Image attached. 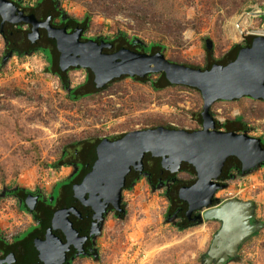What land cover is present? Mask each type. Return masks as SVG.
Masks as SVG:
<instances>
[{"label":"rangeland","instance_id":"obj_1","mask_svg":"<svg viewBox=\"0 0 264 264\" xmlns=\"http://www.w3.org/2000/svg\"><path fill=\"white\" fill-rule=\"evenodd\" d=\"M9 1L21 10L37 9L43 0ZM50 1L57 18L83 25V41L103 42L113 49V41L119 40L144 54L159 48L156 52L170 63L202 71L209 62L224 60L233 48H244L245 40L235 30L237 21L244 33L264 30V0ZM48 69L45 50L7 51V39L0 32V243L5 245L20 241L38 226L18 193L49 200L75 171L72 164H60L73 145L114 141L133 131L193 132L201 127L200 93L183 86L155 90L159 74L143 81L122 78L75 99L72 93L85 83L86 70H70L63 83ZM210 115L224 122L223 129L239 118L243 130L236 134L264 145V101H219ZM137 175L131 187L122 191L121 213L107 212L99 223L91 252L78 253L66 264L204 263L220 223L187 222L179 209L169 213L172 187L189 184L196 176L179 170L155 184L143 168ZM218 183L225 188L214 195V206L230 200L228 192L236 193L240 183L243 191L234 199L251 202L252 222L261 224L226 264H264V165L244 174L233 169L227 180ZM5 258L0 256V261Z\"/></svg>","mask_w":264,"mask_h":264},{"label":"water","instance_id":"obj_2","mask_svg":"<svg viewBox=\"0 0 264 264\" xmlns=\"http://www.w3.org/2000/svg\"><path fill=\"white\" fill-rule=\"evenodd\" d=\"M5 24L30 25L27 38L31 44L40 38L39 30H44L59 50V71L67 72L71 68L90 71L96 90L103 89L121 76L142 79L162 74L171 86L198 91L203 102L199 115L200 130L188 132L157 128L133 131L114 141L101 140L89 154L90 170L84 173L78 184L67 187L69 197L66 203L69 206L54 213L48 226H43L45 240L39 241L33 237L27 244L29 256L38 247L37 261L49 264V259L55 257L54 252L60 244L53 235L57 231H61L66 240L65 248L70 244L77 248V233L68 218L69 213L79 215L71 205L76 201L93 211L96 221L94 229L102 221L108 207L120 214L126 177L132 170L141 175L143 157L149 154L158 159V176L161 171L176 174L182 164L190 165L195 172V182L190 186H181L177 191L178 199L187 207L184 212L186 221L220 223L203 264H226L233 260L242 242L256 233L261 224L252 222L251 202L230 199L214 206L213 198L225 188L218 183L225 161L237 158L241 173H250L264 165V147L259 139L216 131L210 109L219 101L232 102L241 98L264 101V37H254L250 46L240 49L227 65L213 64L202 71L172 64L159 52L144 54L122 48L112 54H104L103 50L111 49L112 45L92 40L81 41L83 26L68 33L65 27L53 28L49 16L40 22L33 14L25 16L9 0H0L1 33ZM210 47L207 42L206 49ZM37 200L38 197L27 195L25 208L33 212ZM14 262V255L10 253L0 264Z\"/></svg>","mask_w":264,"mask_h":264},{"label":"trees","instance_id":"obj_3","mask_svg":"<svg viewBox=\"0 0 264 264\" xmlns=\"http://www.w3.org/2000/svg\"><path fill=\"white\" fill-rule=\"evenodd\" d=\"M42 3L44 4L45 9L38 11L39 14H42V16H44V17L46 16L47 13L55 14L53 6L51 5L52 2L50 0H43ZM33 15L35 16L36 14H33ZM54 17H55V15H54ZM19 26H20V28H16V29H14L13 26H10V25H6V27L4 26V28H3V33L7 39V51H16L17 50L20 53H22V52H29L30 50H32L34 48L45 50L47 55H48V63H49L48 71L53 73L54 75H56L59 78V80H61L63 83L67 82V74L70 70L80 69V68H71L67 72L59 71V69H58L59 50L56 49V47L54 45V41L52 39L51 40L48 39L47 37H45L43 35L41 39L40 38L38 39L37 43L31 44L27 38V36L29 34L28 30L23 31V30H21V26H24V25H19ZM252 39H253L252 37H247L245 39V46L243 49H246L250 46ZM122 44L123 43H121V41L114 40L113 41V49H105L104 53L105 54H112V53L117 52L118 50H120L124 47L127 49H130L132 51L138 52L136 49L130 47V45L128 43H124V45H122ZM240 49L241 48H233L227 54V56L224 57V60L219 61V62H213V61L209 62L205 69L210 68L213 64H219L222 66L227 65L228 63H230L234 60L237 52ZM156 51H159V48H151L149 50V54H154ZM138 53H140V52H138ZM141 53H143V52H141ZM207 56L209 58L211 57L209 52H207ZM86 72H87V79H86L85 83L83 85L77 87L72 93V96L75 99L76 98L77 99L84 98V97L95 94V93L102 90V89L101 90L94 89L93 84H92L93 74L88 70H86ZM122 78H127V76H121L120 78L114 80L113 82H115L119 79H122ZM133 79L137 80V81H143V79L138 78V77H134ZM168 87H171V85L166 81L165 77L162 74H159L156 82L154 83L153 88L155 90H163V89L168 88ZM199 115H198V122L201 125ZM239 123H240L239 118L236 119V121H234V122L227 123V125L224 126V132L239 133L241 130H243L241 124H239ZM123 136H120L115 140H118V139L122 138ZM100 141L101 140H95L93 142H83V143H79L77 145H73L72 147H70L71 149H69L67 151L68 155H66V157L63 158V160L60 162V164L63 165L66 163H69V164L76 163V161H74L75 159L73 158L75 156L76 159L80 163H84V164L87 163V166H89V163H90L89 154L91 153V150L97 144L100 143ZM111 141H113V140H111ZM263 147H264V145H263ZM142 162H143V173L149 174L152 182H154L156 184V182L158 180V177L156 175V166H157L158 159L152 158L149 154H146V155H144ZM233 169L240 171V162L238 161L237 158H233V157L228 158L224 163L222 173L219 177V180L220 181L227 180V178L229 177V172ZM89 170H90V166H89V169L86 170V172ZM180 170L181 171L185 170L189 174L196 176L194 170L188 164H182ZM169 176H172V175L169 173H165L164 171H161V176L159 179L165 180ZM137 177H138L137 173H135V171L132 170L126 177L124 189H129L131 187V185L135 182ZM80 180L78 181V183L80 182ZM194 182H195V179L193 181L189 182V184L188 183L183 184V185L176 184L172 187V189L169 193V198H170V203H171L170 211H169L170 215L174 214L177 209L181 210V214L184 215V212L186 211L187 207H186V204H184L182 201H180L178 199L177 191L181 186H190ZM27 195H29V194H23V192L18 193L19 198L22 199L23 206H24V200H25ZM36 212H37L36 214H38L39 216L42 214V217H44L45 219H51V217H52V214L49 212V210H45V209L44 210H42V209L38 210L37 209ZM33 237H36L35 234L32 236H27L24 240L17 241L11 245H5L3 243H0V256L4 257V256H7L8 254L12 253L14 255V257L16 258V264H26V262H28L30 260L33 263L34 262L36 263V255H37L36 248L34 249L35 252L32 254V256H29V250L27 248V244L31 241V239ZM22 245H23V247H22ZM25 245H26V247H25Z\"/></svg>","mask_w":264,"mask_h":264},{"label":"flooded vegetation","instance_id":"obj_4","mask_svg":"<svg viewBox=\"0 0 264 264\" xmlns=\"http://www.w3.org/2000/svg\"><path fill=\"white\" fill-rule=\"evenodd\" d=\"M35 8H37V9H34L33 7H30V8H27V9L24 8V9H21V10L18 9V10L22 11L25 16H28L30 14H36L35 18H36L37 21H40V22L44 21L47 18V16H49L50 25L53 28L65 27L68 33H72L73 31H75L77 28L80 27V25L77 26V25H75V24L73 25L72 23H69L67 21H62L60 16H59V18H57V16H56L57 12L55 10H54L55 14L47 13L45 17L42 16V14H38L39 13L38 11H41V10L45 9L44 8V4L41 3V2H39L37 7H35ZM54 15H55V17H54ZM55 20H58V21L56 22ZM6 25L7 24H5L4 26L6 27ZM4 26H3V28H4ZM30 27H31L30 25L27 26V28H28L27 30H28L29 33H30ZM39 33H40V39L42 38L43 35L45 37H47L46 32L44 30H39ZM48 39L51 40V38H48ZM37 41L35 43H37ZM81 41H83V39H81ZM104 50H103V53H104ZM73 158L75 159L74 161H76V163L73 162L74 164H72L75 167L74 173L70 177L69 181H67L64 184L59 185L58 187L55 188L54 193L52 194V196H51V198L49 200L43 199L39 194H33L32 195V196L38 197L35 210L32 212V213L35 214V216H36V218L38 220V226L35 229H33L32 231H30V233H28L21 240H24L27 236H32V235L35 234V236L37 237V239L39 241H44L45 240V235L42 232L43 226L45 224H47V226H48V223L52 219L54 213H56L58 210L65 209V208H67L69 206V204L66 203L67 199L69 197L68 194H67V187L69 185L78 184V181L83 177V175L86 172V170L89 169V166H87V163L86 164L80 163L76 159L75 156ZM164 172L168 173L167 171H164ZM135 173H137V171H135ZM156 175H157V173H156ZM160 176H161V173H160L159 176L157 175V177H158L157 182L158 181L162 182V180L159 179ZM23 194H28V193L23 192ZM21 203H22V199H21ZM71 205H72V207L75 208V210L79 214L78 216L75 215V214H71V213L68 214V218H69V220L71 222V226L77 233V238L79 240V244H77V248H75V246L72 245V244H70L67 248H65L64 246L66 244V240H65L62 232L61 231H57L53 235L56 238V240H58L60 242V244L57 246V249L54 252L55 257L49 259V261H48L49 264H66L69 260H71L72 257L77 255L78 253L89 254L91 252L93 238L98 233V227H99V226H97V228H95V229L93 228V225L96 224V221L94 219V213H93V211L91 210L90 207H84L83 204L80 201H76V202L72 203ZM37 209L38 210L39 209L49 210V212L52 214L51 219H45L44 217H42V214L40 216L38 214H36L37 213L36 212ZM110 211L115 212L111 207H108L106 209L105 214L107 212H110ZM115 214H116V212H115ZM22 247H23V245H22ZM25 247H26V245H25ZM37 248H36V253H37V255H36V263L35 262L33 263L29 259L30 261L26 262V264H45L44 262L37 261L38 260L37 259L38 258V253H39ZM14 261H15L14 264H16V258L15 257H14Z\"/></svg>","mask_w":264,"mask_h":264},{"label":"built area","instance_id":"obj_5","mask_svg":"<svg viewBox=\"0 0 264 264\" xmlns=\"http://www.w3.org/2000/svg\"><path fill=\"white\" fill-rule=\"evenodd\" d=\"M237 22L235 23L236 24L235 25V30L237 31L240 39L244 38V40H245L247 37H252V38H254V37H264V30H262V29L259 32H256L255 34L244 33V30L240 29L239 24H237ZM223 123L224 122H222V121H218V120L215 121V128L214 129L216 131H219V132H224ZM200 129H201V127H200ZM245 185H246V183H242L243 188H245ZM240 186H241V184L239 183V185H238L239 188H238V190H237L236 193H234V192H228V197H226V199H228V198L229 199L236 198V196L243 191V190H241Z\"/></svg>","mask_w":264,"mask_h":264}]
</instances>
